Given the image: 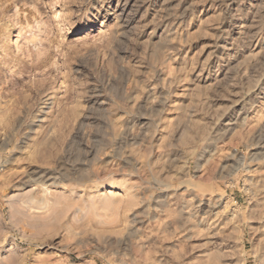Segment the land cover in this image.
<instances>
[{
	"label": "rangeland",
	"instance_id": "rangeland-1",
	"mask_svg": "<svg viewBox=\"0 0 264 264\" xmlns=\"http://www.w3.org/2000/svg\"><path fill=\"white\" fill-rule=\"evenodd\" d=\"M0 264H264V0H0Z\"/></svg>",
	"mask_w": 264,
	"mask_h": 264
},
{
	"label": "bare ground",
	"instance_id": "bare-ground-1",
	"mask_svg": "<svg viewBox=\"0 0 264 264\" xmlns=\"http://www.w3.org/2000/svg\"><path fill=\"white\" fill-rule=\"evenodd\" d=\"M10 40V39H9ZM51 109V108H50ZM50 109L48 110V111H46V112H44L42 115H41V117H47L49 114H50Z\"/></svg>",
	"mask_w": 264,
	"mask_h": 264
}]
</instances>
